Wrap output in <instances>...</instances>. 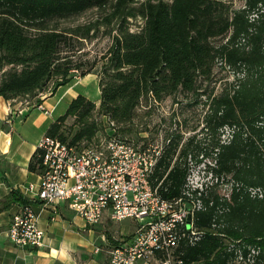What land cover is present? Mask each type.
Instances as JSON below:
<instances>
[{
    "label": "trees",
    "instance_id": "1",
    "mask_svg": "<svg viewBox=\"0 0 264 264\" xmlns=\"http://www.w3.org/2000/svg\"><path fill=\"white\" fill-rule=\"evenodd\" d=\"M92 10L91 21L62 26ZM101 28L109 47L83 61L81 45ZM218 64L232 80L208 97L205 146L195 136L183 144L172 137L150 182L163 199H177L186 189L188 157L210 162L211 175L231 183L229 192L190 191L201 201L193 226L203 233L192 244L182 239L174 256L182 264H264V0H244L238 9L219 0H0L3 99L38 104L36 97L53 95L74 72L83 78L98 68L99 106L78 95L46 131L61 142L91 141L103 125L95 115L127 138L144 102L196 93L198 79L210 80ZM68 118L78 126L69 141L61 131ZM28 168L39 172L36 155ZM11 199L24 203L17 192Z\"/></svg>",
    "mask_w": 264,
    "mask_h": 264
},
{
    "label": "built area",
    "instance_id": "2",
    "mask_svg": "<svg viewBox=\"0 0 264 264\" xmlns=\"http://www.w3.org/2000/svg\"><path fill=\"white\" fill-rule=\"evenodd\" d=\"M46 96L40 94L38 100ZM34 107L51 112L42 104ZM98 121L102 129L91 141L69 144L56 137L40 139L35 153L38 182L19 188L24 203L18 202L9 224L10 242L21 249L42 248L45 232L38 225L33 204L49 209L54 220L64 203L88 226L98 225L104 218L112 223H135L127 242L110 247L108 264L145 263L154 256H160L158 264H182L174 251L182 239L192 244L202 235L193 226L201 201L190 198V191L197 187H189V172L184 196L177 199L165 200L151 186V176L170 138L139 148L116 134L114 123L106 117Z\"/></svg>",
    "mask_w": 264,
    "mask_h": 264
},
{
    "label": "crops",
    "instance_id": "3",
    "mask_svg": "<svg viewBox=\"0 0 264 264\" xmlns=\"http://www.w3.org/2000/svg\"><path fill=\"white\" fill-rule=\"evenodd\" d=\"M95 78L92 74L80 77L79 83L69 82L58 87L53 95L39 100L38 104L51 110L50 113L36 109L34 101H6L0 96V264H108L110 247L127 242L134 233L133 221L126 223L133 227L127 234H123L119 225L114 228L107 218L98 225L88 226L64 203L51 220L50 210L34 203L38 225L45 232L44 246L21 249L14 246L7 235L12 216L18 210V202L12 201L11 193L22 196L21 186L38 182V174L28 168L38 142L78 95L99 106L100 90L98 81L94 83ZM120 223L123 227V222ZM107 232L112 234L111 239L106 237ZM160 261V256H154L145 263L136 264H158Z\"/></svg>",
    "mask_w": 264,
    "mask_h": 264
},
{
    "label": "rangeland",
    "instance_id": "4",
    "mask_svg": "<svg viewBox=\"0 0 264 264\" xmlns=\"http://www.w3.org/2000/svg\"><path fill=\"white\" fill-rule=\"evenodd\" d=\"M228 2L233 9L241 8L244 5V0H219ZM97 16L95 10L88 11L85 14L63 22L62 26H71L81 23H87ZM135 23V22H132ZM135 25L132 24V27ZM103 28L97 33L96 37L85 41L81 45L82 60L92 62L95 58L98 59L105 53L111 43V38L104 34ZM98 68L91 73L96 76L95 81L99 82L97 75ZM1 73V72H0ZM232 80V74L227 68H223L218 64L210 80L198 79L196 93L180 92L174 96H170L161 102L143 103L136 112V117L129 125L131 128L127 139H130L136 147H143L150 144L163 143L165 138H172L177 135L181 136L180 143L183 144L189 137L195 136V141L201 147L205 146V136L202 134V120L207 109L209 96H215L221 92L226 83ZM80 82L78 72L72 74L70 83L77 84ZM51 87V86H50ZM82 88V87H81ZM87 88V87H86ZM90 88V87H88ZM49 95V93H46ZM38 98V97H36ZM99 117L94 116V120L98 121ZM78 130V126L74 124L73 118H68L61 126V131L69 141L74 133ZM226 136V134H225ZM198 159H201L199 156ZM189 166V187H210L213 191H219L222 194H228L230 182H225L221 179L214 178L208 166L210 162L203 159L200 163L195 164L193 159L188 157ZM130 220L122 223L114 222L112 226H120L123 234H127L133 227L127 226ZM107 238L111 239L112 234L107 232ZM127 237L123 236V239ZM202 264V263H195Z\"/></svg>",
    "mask_w": 264,
    "mask_h": 264
},
{
    "label": "water",
    "instance_id": "5",
    "mask_svg": "<svg viewBox=\"0 0 264 264\" xmlns=\"http://www.w3.org/2000/svg\"><path fill=\"white\" fill-rule=\"evenodd\" d=\"M190 222V217H188V223Z\"/></svg>",
    "mask_w": 264,
    "mask_h": 264
}]
</instances>
